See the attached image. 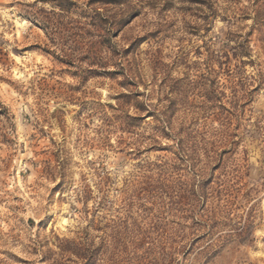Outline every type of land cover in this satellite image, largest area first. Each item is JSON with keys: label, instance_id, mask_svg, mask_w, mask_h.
<instances>
[{"label": "rangeland", "instance_id": "rangeland-1", "mask_svg": "<svg viewBox=\"0 0 264 264\" xmlns=\"http://www.w3.org/2000/svg\"><path fill=\"white\" fill-rule=\"evenodd\" d=\"M0 264H264V0H0Z\"/></svg>", "mask_w": 264, "mask_h": 264}]
</instances>
